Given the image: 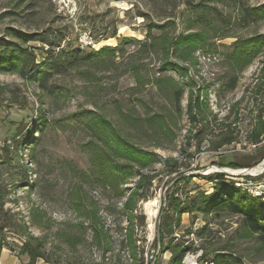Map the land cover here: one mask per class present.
Listing matches in <instances>:
<instances>
[{"label": "rangeland", "instance_id": "rangeland-1", "mask_svg": "<svg viewBox=\"0 0 264 264\" xmlns=\"http://www.w3.org/2000/svg\"><path fill=\"white\" fill-rule=\"evenodd\" d=\"M239 2L264 14V0ZM55 31L64 34L61 48L96 52L117 47L118 52L112 63L92 65L90 74L72 70L53 75V94L39 89L35 74L24 79L17 72L0 73V207L5 213L0 212V248L21 255L25 243L38 246L51 264H134V258L142 264L156 259L169 264L175 245L189 244L195 251L184 256L183 264L188 257L207 264L199 259L225 254L220 250L244 264H264V243L247 235L238 217L226 214L177 215L170 208L169 250L160 253L159 243L152 246L167 194L178 179L187 178L177 190L182 201L200 192L209 196L227 184L252 199L264 197V172L243 178L223 174L221 184L205 179L211 175L206 171L215 168L251 169L264 162L254 164L264 153V136L252 149L249 133L264 124V17L242 21L231 0H0L3 46L16 44L39 63L47 46L23 43L19 36H52ZM194 33L205 37L195 49L183 45L174 50L171 42ZM258 37L263 38L257 40L256 52L236 61V49L246 44L254 49ZM160 43H169L167 56ZM166 62L173 68L165 67ZM134 70L144 85L136 84ZM75 117L82 124L97 123L104 138L114 128L117 136L148 155L151 163L142 172L154 179L149 191H142L147 199L136 200L132 225L123 205L129 192L124 190L133 188L137 175L125 178L119 192L80 184V174L92 171L86 146L91 135L72 122ZM228 139L233 141L223 144ZM118 162L129 164L127 159ZM227 163L247 167L222 166ZM77 200L83 208L95 204L98 226L109 240L106 250L93 242L91 213L75 205ZM149 200H156L157 207L151 221L144 213ZM202 228L201 236L196 235ZM131 237L137 251L128 247Z\"/></svg>", "mask_w": 264, "mask_h": 264}, {"label": "trees", "instance_id": "trees-1", "mask_svg": "<svg viewBox=\"0 0 264 264\" xmlns=\"http://www.w3.org/2000/svg\"><path fill=\"white\" fill-rule=\"evenodd\" d=\"M239 8L242 21L254 22L257 17L263 19L264 14L260 8H248L240 4L239 0H231ZM150 33V32H149ZM63 32L55 31L51 35L46 33L44 34H33L30 36L20 35V39L23 43L28 42H39L42 45L47 46V49H43L44 60L42 62L36 63L35 56L32 52L27 51L26 49H20L16 44H10L3 46L0 44V73L3 72H17L22 78H26L31 75H36V82L38 83L39 89L43 91H48L50 94L54 93V87L49 85L50 79L53 75H64L72 70H88L90 74V67L92 65L100 67L106 63L113 62L115 54L118 52L117 47H103L100 50L93 52H85L83 49L78 47L67 46L61 48L64 41ZM52 37V38H51ZM115 37V34L112 35ZM263 37H258L255 39L254 49L248 50L251 46L249 44L241 46L238 50L236 49L234 55L235 60L243 59L244 56H252L256 52V42L258 39ZM205 39L204 34H190L184 35L176 40L171 42L174 50H179L183 45L184 49H195L196 45L202 42ZM123 41L132 42V39L127 40L126 38ZM263 43V42H262ZM160 49V52L164 55L169 54V43H163L157 45ZM171 46V47H172ZM142 47H147L146 44H142ZM151 47V46H148ZM233 58V59H234ZM246 61V60H245ZM165 67L173 68V65L170 63H165ZM137 75V85H144L140 81V76L137 70H134ZM156 85H159L161 82L156 81ZM190 108V107H189ZM188 108V109H189ZM192 111V110H190ZM72 122L83 127L87 128L90 133V142L86 144L90 152V160L92 171L90 175L80 174L79 183L83 184L85 182L89 183L91 186H100L104 190L109 189L114 192H119V186L125 182V178L132 177L135 174L138 179L136 180L133 188L124 190L129 192L127 200L124 202V209L130 212L128 217V223L133 224L134 220L137 218L132 214V210L136 207V200H146L147 195L145 192L149 191V188L152 185L153 176L144 174L142 171L146 169L149 162L148 155L141 152L135 144L128 142L126 139L121 136H117L115 129H109V133L114 136L105 135L101 137L100 129L95 124H82L79 118H73ZM109 125V123L107 122ZM162 129V127H160ZM250 141L253 144H258L261 139V136H264V124L260 122L257 126H253L250 130ZM34 140V137H27V141L31 142ZM233 140H225L223 144H229ZM102 142V147L99 144ZM119 159H127L129 164H119ZM264 159V153L260 160H258L255 165L261 162ZM117 160V162H115ZM175 162V161H174ZM151 163V162H149ZM176 164V162H175ZM253 164V165H254ZM225 167L231 168H246L247 166L227 163L222 165ZM249 167V166H248ZM173 168V167H172ZM130 170L126 175L124 174L125 170ZM136 170L132 172L131 170ZM174 169V168H173ZM187 178H181L175 181L172 184V192L167 194V205L166 213L160 224L159 236L155 237L152 246L156 248L157 243H159V252L164 253L169 250L167 245L166 233L171 231V221L169 219L170 208L176 209V214L181 215L183 213H192V212H202L204 214H214L217 216H222L224 214L228 216L238 217L241 220V226L244 229L245 233L250 236L257 237L256 239L264 243V197L258 200L252 199L248 195L237 190L232 184L225 185L224 189L218 187L215 188L213 194L206 196L202 192L193 197H187L184 201L180 200L177 195L178 186L180 183ZM209 182H215L221 184L224 182L223 174H211L205 176ZM82 180V181H81ZM173 181V180H172ZM82 187L78 184V187ZM82 188H80L81 190ZM120 193H122L120 191ZM83 201L77 200L74 202L75 205L82 208L83 212L91 213V216H88L91 225H92V239L93 242L100 248L105 250L108 247L109 240L106 235V232L98 226L99 217L97 218V210L94 203H90L91 207L83 208ZM0 212L5 214L2 210V205L0 207ZM141 223L144 224V216H139L138 218ZM132 228L129 233H132ZM204 229L202 228L201 232H198L196 235L201 236ZM128 247L134 248L136 251L138 247L135 245V242L131 239L128 240ZM193 250L192 246L187 244H177L172 250V257L169 261V264H183L184 256ZM220 252H225V254L216 253L211 256L209 260H205V256L200 258V262H206L207 264H244L241 258L234 256L228 250H220ZM21 255L27 258V264H36L38 260H42L46 264H51L49 259H45L44 256L40 253L38 246L33 247L25 243L19 252ZM205 260V261H204ZM159 264L158 259L154 262ZM134 264H142L140 259L134 258Z\"/></svg>", "mask_w": 264, "mask_h": 264}, {"label": "bare ground", "instance_id": "bare-ground-1", "mask_svg": "<svg viewBox=\"0 0 264 264\" xmlns=\"http://www.w3.org/2000/svg\"><path fill=\"white\" fill-rule=\"evenodd\" d=\"M263 169H264V162H263V164L260 167H259V165L255 166V167L249 169L247 172L251 176H256V175H259L260 173L264 172ZM224 170L226 172H229V173L235 174V175H237L240 172H242L240 170H230V169H224ZM217 171H218L217 168H215L214 171H206V172H207V174H212V173H215ZM206 172H204V173H206ZM144 210H145L144 213H146V215L148 217V220L149 221L153 220L156 217V214H157L156 200H149L148 202H145L144 203ZM186 264H193V261H192V259L190 257H188L186 259Z\"/></svg>", "mask_w": 264, "mask_h": 264}, {"label": "crops", "instance_id": "crops-1", "mask_svg": "<svg viewBox=\"0 0 264 264\" xmlns=\"http://www.w3.org/2000/svg\"><path fill=\"white\" fill-rule=\"evenodd\" d=\"M0 264H27V258L18 255L14 250L0 248ZM36 264H46L42 260Z\"/></svg>", "mask_w": 264, "mask_h": 264}, {"label": "water", "instance_id": "water-1", "mask_svg": "<svg viewBox=\"0 0 264 264\" xmlns=\"http://www.w3.org/2000/svg\"><path fill=\"white\" fill-rule=\"evenodd\" d=\"M259 165V164H258ZM257 165V166H258ZM217 172L218 173H220V174H226V175H229V176H235V174H231V173H229V172H226L223 168H217ZM249 169H244V170H242V172L240 173V174H238V175H241V176H244V175H246L248 172ZM264 170V169H263ZM257 176V175H256ZM256 176H254V177H256ZM157 231H158V228H157Z\"/></svg>", "mask_w": 264, "mask_h": 264}, {"label": "built area", "instance_id": "built-area-1", "mask_svg": "<svg viewBox=\"0 0 264 264\" xmlns=\"http://www.w3.org/2000/svg\"><path fill=\"white\" fill-rule=\"evenodd\" d=\"M263 143H264V142H263ZM257 146H260V144H253V146H252L251 148H252V149H255ZM223 169H224V168H223ZM242 170H244V169H242ZM242 170H240V171H242ZM240 173H241V172H240ZM240 173H239V174H240ZM262 173H263V172H262ZM262 173H260V174H262ZM260 174H259V175H260ZM237 176H241V175H238V174H237V175H235V176H233V177H237ZM247 176H251V175H249V174L247 173L246 175L241 176V177L243 178V177H247ZM185 264H186V261H185ZM193 264H195V263H193Z\"/></svg>", "mask_w": 264, "mask_h": 264}]
</instances>
